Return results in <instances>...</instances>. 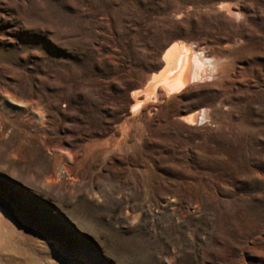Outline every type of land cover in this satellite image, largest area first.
<instances>
[{"label":"rangeland","instance_id":"obj_1","mask_svg":"<svg viewBox=\"0 0 264 264\" xmlns=\"http://www.w3.org/2000/svg\"><path fill=\"white\" fill-rule=\"evenodd\" d=\"M178 42L239 82L140 111ZM0 209V264H264V0H0Z\"/></svg>","mask_w":264,"mask_h":264},{"label":"bare ground","instance_id":"obj_2","mask_svg":"<svg viewBox=\"0 0 264 264\" xmlns=\"http://www.w3.org/2000/svg\"><path fill=\"white\" fill-rule=\"evenodd\" d=\"M238 8L231 5L223 7L227 15L236 20H239V18L242 17V13ZM225 48L232 49L233 45L227 42ZM163 60L165 63L163 71L160 74L158 73L159 75H153L151 80L146 85L144 92H140L133 97L135 100L134 103L137 108H140V111L143 108L145 109L148 105H150V103L157 105V103H163L174 99L181 92H197V90L205 88H211V90H213V88L217 86L225 87L231 85L232 83L239 82V73L228 70L226 68L227 65H224L219 55L214 53L207 54L206 52H199L192 45H188V43H175L165 52ZM245 81L242 82L245 83ZM142 97H144V100H142ZM209 117V113L204 111V113L198 112L197 114H192L191 116H181L180 121L192 126L210 120ZM5 216L6 214L0 209V225ZM6 231L7 230H5V232ZM3 242L4 241L2 240V243Z\"/></svg>","mask_w":264,"mask_h":264}]
</instances>
